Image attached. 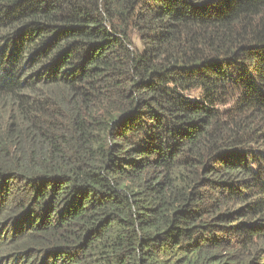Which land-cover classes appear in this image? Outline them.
I'll return each mask as SVG.
<instances>
[{
  "label": "trees",
  "instance_id": "1",
  "mask_svg": "<svg viewBox=\"0 0 264 264\" xmlns=\"http://www.w3.org/2000/svg\"><path fill=\"white\" fill-rule=\"evenodd\" d=\"M0 264H264V0H0Z\"/></svg>",
  "mask_w": 264,
  "mask_h": 264
}]
</instances>
